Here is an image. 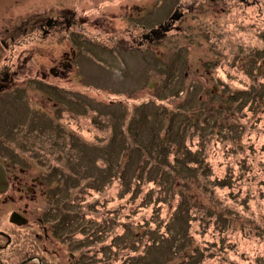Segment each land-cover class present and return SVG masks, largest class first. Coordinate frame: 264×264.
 Masks as SVG:
<instances>
[{
  "label": "rangeland",
  "instance_id": "1",
  "mask_svg": "<svg viewBox=\"0 0 264 264\" xmlns=\"http://www.w3.org/2000/svg\"><path fill=\"white\" fill-rule=\"evenodd\" d=\"M244 3L215 0L189 26L195 35L211 31L210 37L173 32L172 46L158 49L153 62L123 55L128 71L109 63L111 53L104 64L81 61L76 75L90 80L82 85L87 91L72 95L69 126L64 117L59 126L46 115L35 122L32 107L20 117L13 111L14 153L28 159L30 173L56 168L66 183H74L62 189L65 202L83 201L87 188L97 214L115 211L107 239L113 238L125 264H184L179 251L171 252L185 235L198 247L202 264H252L254 258L264 264V0ZM133 79L141 84V106L116 109L133 97L110 87L128 91ZM250 98L258 100L253 110L244 104ZM86 120L92 132L79 130ZM57 134L62 138L55 143ZM76 218L83 232L96 228ZM160 228L176 238L173 245L158 240L148 247L143 235Z\"/></svg>",
  "mask_w": 264,
  "mask_h": 264
},
{
  "label": "flooded vegetation",
  "instance_id": "2",
  "mask_svg": "<svg viewBox=\"0 0 264 264\" xmlns=\"http://www.w3.org/2000/svg\"><path fill=\"white\" fill-rule=\"evenodd\" d=\"M214 3L215 0H0V264L85 261L74 234L84 231L75 226L77 207L61 196L62 189L70 190L74 183H66L63 178L67 177L59 175L56 168L38 171L37 175L30 173L28 159L14 153L13 111L17 110L20 117L32 107L35 122L40 123L41 116L46 115L59 126L64 117L69 126L72 95L81 88L87 91L82 85L90 80L87 75H76L81 61L90 67L94 62L104 64L105 53H111L114 61L109 63L116 62L128 71L130 64L123 55L153 62L158 59V49L172 46L173 32L191 35L190 39L201 35L204 40L212 35L211 31L200 30L195 35L189 26L195 13L204 8L212 10ZM111 21L114 25L110 26ZM188 60L179 61L183 65ZM160 70L155 76L161 74ZM128 81V91L121 86L110 87L115 94L133 97L132 103L122 101L116 109L132 111L141 106L140 81ZM61 91L71 98L62 96ZM108 103L114 106L113 100ZM100 104L105 105L103 101ZM29 117L22 118V124ZM90 123L86 120L84 126L81 121L79 130L92 132ZM61 138L57 134L55 143Z\"/></svg>",
  "mask_w": 264,
  "mask_h": 264
},
{
  "label": "trees",
  "instance_id": "3",
  "mask_svg": "<svg viewBox=\"0 0 264 264\" xmlns=\"http://www.w3.org/2000/svg\"><path fill=\"white\" fill-rule=\"evenodd\" d=\"M263 37H264V31H263ZM262 35H259L260 40H263ZM255 55V54H254ZM253 55V57H254ZM260 76V75H259ZM258 100L253 102V98H250V100L245 99L244 104L246 105V108L248 110L254 108L257 106ZM253 110V109H251ZM262 164V163H261ZM257 165V164H256ZM81 193H86L87 197L91 195V193L88 191L87 188H85ZM87 197L81 201L77 197H72L71 199H68V202L75 203L77 207V211H75V215L82 220L85 221V225L88 223H91L96 228L92 229L91 232L87 231V233L83 231H77L74 233L72 231L71 233L76 234L79 236L80 240L77 242L78 244V252L81 256L85 257V264H125L124 259H122L121 254H115V251L112 247V241L113 238H110V241L107 239L109 237L108 231H110V228L112 227L111 222H109L111 214L115 211H112L110 209L104 211V214L99 215L97 214V209H92V202L87 200ZM86 201V208L81 209V206L85 204ZM91 203V204H88ZM179 206V205H178ZM107 207V202H104L103 205H101L102 209H105ZM178 208V207H177ZM208 227L209 223L207 222ZM111 225V226H110ZM110 227V228H109ZM154 234L152 235H143V237H147V242H150L148 244V247L155 248V243L159 240H165L169 242V244L174 243V240L176 239L174 236L168 235L166 229H159L157 231H153ZM111 234V233H110ZM155 235V236H154ZM159 238V239H158ZM189 237L187 235L183 236L179 243V250L178 248H174L171 253H176V251L182 255V262L184 264H202L201 260V254L200 251H198L197 246H192V240L188 239ZM80 242H87V245H80ZM214 243V242H213ZM115 246L118 247V249H121L122 246L120 244H116ZM178 246V245H177ZM147 248V246H146ZM172 254V255H173ZM254 257V256H253ZM252 264H258L256 259L254 258L251 260Z\"/></svg>",
  "mask_w": 264,
  "mask_h": 264
}]
</instances>
